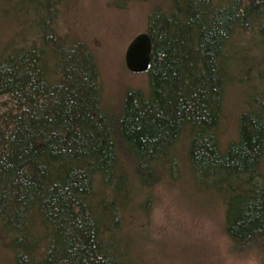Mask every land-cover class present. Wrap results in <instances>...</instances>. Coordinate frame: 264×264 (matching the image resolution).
I'll list each match as a JSON object with an SVG mask.
<instances>
[{
  "label": "trees",
  "instance_id": "trees-1",
  "mask_svg": "<svg viewBox=\"0 0 264 264\" xmlns=\"http://www.w3.org/2000/svg\"><path fill=\"white\" fill-rule=\"evenodd\" d=\"M139 1L152 3L148 88L109 104L91 49L54 27L59 0H0V18L26 28L0 43L10 264H133L126 220L147 210L161 177L180 175L220 201L232 251H264V0ZM236 58L251 62L255 95L222 144L228 84L248 87L226 64Z\"/></svg>",
  "mask_w": 264,
  "mask_h": 264
},
{
  "label": "rangeland",
  "instance_id": "rangeland-1",
  "mask_svg": "<svg viewBox=\"0 0 264 264\" xmlns=\"http://www.w3.org/2000/svg\"><path fill=\"white\" fill-rule=\"evenodd\" d=\"M26 3L30 9L34 5L33 2ZM151 6V2L139 0L57 2L54 27L62 37L82 40L91 49L99 69L103 95L109 104L119 102L129 88L144 91L148 88L145 72L133 73L126 68L124 52L136 34L146 32ZM34 15L31 9L27 18ZM23 28L0 18V43L14 37L20 39ZM31 38L27 32L26 39ZM232 61L234 64L226 63L231 68V75L240 81L247 79L248 87L243 90L240 85L228 84L218 136L222 144L236 140L238 116L246 107L243 99L255 95L248 82V77L253 76L251 62L244 58ZM262 63L264 65V60ZM261 70L264 72V67ZM185 181L184 175L177 179L161 177L152 186L147 210L132 214L126 220L129 256L133 264H264L261 249L231 250L224 232L220 201L216 200L215 194L211 197L210 193H196ZM0 264H10L9 253L2 248Z\"/></svg>",
  "mask_w": 264,
  "mask_h": 264
},
{
  "label": "water",
  "instance_id": "water-1",
  "mask_svg": "<svg viewBox=\"0 0 264 264\" xmlns=\"http://www.w3.org/2000/svg\"><path fill=\"white\" fill-rule=\"evenodd\" d=\"M152 42L147 32L136 34L124 52L126 68L133 73L146 72L151 65Z\"/></svg>",
  "mask_w": 264,
  "mask_h": 264
}]
</instances>
